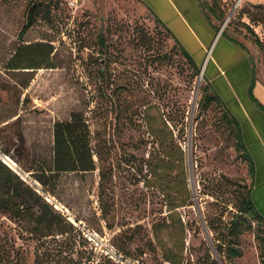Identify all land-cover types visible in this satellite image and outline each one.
Segmentation results:
<instances>
[{"label":"rangeland","instance_id":"obj_1","mask_svg":"<svg viewBox=\"0 0 264 264\" xmlns=\"http://www.w3.org/2000/svg\"><path fill=\"white\" fill-rule=\"evenodd\" d=\"M206 1L247 47L264 85V6L250 4L264 0ZM33 3L36 21L20 39ZM37 43L54 46V67H8L21 46ZM209 90L139 0H0V156L66 223L64 233H33L0 214V264H263L264 221L239 211L250 163L224 107H202ZM74 112L88 119L93 144L106 145V161L44 186L21 165L50 163L54 123Z\"/></svg>","mask_w":264,"mask_h":264},{"label":"trees","instance_id":"obj_2","mask_svg":"<svg viewBox=\"0 0 264 264\" xmlns=\"http://www.w3.org/2000/svg\"><path fill=\"white\" fill-rule=\"evenodd\" d=\"M206 5L210 11L215 13L222 21L225 20V18H223V13L218 6H216L214 3H207ZM256 5L264 6V4ZM37 10L38 4L33 3L28 12L26 23L20 32V39L24 37L29 28L35 23ZM246 27L249 32H251V34L256 35V44H262V41L254 29L248 24H246ZM166 30L170 33L168 29ZM227 32L228 29L226 28L223 33L226 35ZM234 40L238 41L236 38ZM176 43L179 45L177 41ZM179 47L186 55L194 69L197 72H200V67L195 62V59L192 57V55L183 46L179 45ZM53 53L54 46L49 43L25 44L20 47L19 51L16 52V55L10 60L8 67L12 69L20 68L22 67V64H27L28 68H41L44 66L54 67L51 63V56ZM17 58L21 59L20 62L14 63ZM253 73H255V66L253 67ZM206 83L210 90L207 91L202 98V107L207 108L208 105L214 100L218 101L224 107L225 116L227 117L228 121L236 128V138L239 147L243 150L250 163L252 178L251 186L242 200L239 211L241 213H251L257 219L264 221V216L257 209L252 198V187L254 184V164L249 153L246 151L241 128L238 124V121L226 108L221 97L214 91L208 81H206ZM254 84L255 82L252 81L249 89L251 95H253ZM18 141L21 144L15 145V152L21 155V157L17 159V162L22 164V157L25 152V148L22 145L25 143L24 136L21 135ZM106 148V145L101 142H97L96 145L93 144V132L88 119L83 113L74 112L70 120H60L54 123L52 161L48 163L44 159H32L28 165L25 163L21 165V167L25 172L29 173L31 177L39 181L42 185L51 186L56 181L57 176L61 173H86L98 169V163L100 161L103 163L106 161V158L104 157ZM8 152L9 151H7V154H9ZM100 176V196L101 199L104 200L110 179L109 171L105 168V166L100 167ZM0 214H6L13 217L17 221L26 222L29 225L28 231L33 233L41 232L43 229L47 232H51V230H57L59 233L65 232V219L61 217L60 213L56 211L54 207L49 205L42 195H40L18 171L12 169L1 158ZM59 226H63V228ZM237 226L238 222L232 221L230 228L237 230ZM231 255L239 256L241 255V250L239 248L233 247Z\"/></svg>","mask_w":264,"mask_h":264},{"label":"crops","instance_id":"obj_3","mask_svg":"<svg viewBox=\"0 0 264 264\" xmlns=\"http://www.w3.org/2000/svg\"><path fill=\"white\" fill-rule=\"evenodd\" d=\"M195 59L204 79L238 121L254 164L252 198L264 216V85L247 47L235 41L206 0H139ZM258 1V0H251ZM252 5H256L250 3ZM254 74V75H253ZM254 81L253 95L249 89Z\"/></svg>","mask_w":264,"mask_h":264},{"label":"built area","instance_id":"obj_4","mask_svg":"<svg viewBox=\"0 0 264 264\" xmlns=\"http://www.w3.org/2000/svg\"><path fill=\"white\" fill-rule=\"evenodd\" d=\"M75 3V1H73L72 2V4H74ZM0 158L7 164V165H9L12 169H14V167L12 166V164L11 163H9L8 161H6V159L4 158V157H2V156H0ZM9 158V157H8ZM14 165H16L17 166V164L16 163H14ZM15 170V169H14ZM15 171H17V170H15ZM24 178V177H23ZM26 179V178H25ZM107 251V250H106ZM108 253V252H107ZM108 255L109 256H111L112 258L114 257L113 256V254H110V253H108Z\"/></svg>","mask_w":264,"mask_h":264},{"label":"water","instance_id":"obj_5","mask_svg":"<svg viewBox=\"0 0 264 264\" xmlns=\"http://www.w3.org/2000/svg\"><path fill=\"white\" fill-rule=\"evenodd\" d=\"M223 30V29H222ZM202 73V77H203V72H201Z\"/></svg>","mask_w":264,"mask_h":264}]
</instances>
